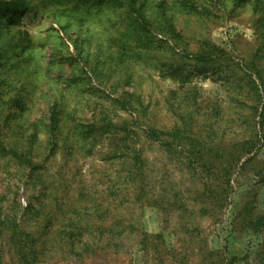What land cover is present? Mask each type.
Returning <instances> with one entry per match:
<instances>
[{
	"label": "rangeland",
	"instance_id": "obj_1",
	"mask_svg": "<svg viewBox=\"0 0 264 264\" xmlns=\"http://www.w3.org/2000/svg\"><path fill=\"white\" fill-rule=\"evenodd\" d=\"M60 1L19 0L12 23L0 11V140L18 144L19 150L32 143L31 156L44 166L42 178L59 187L58 199L64 195L78 206L92 207L102 189L128 175L123 159H102L110 153L108 121L129 123L142 135L145 194L138 182L134 189H119L127 203L120 217L140 228L125 233L126 252L99 253L80 262L54 243L36 264H264V234L243 225L244 206L253 215L264 213V0H196L203 15L181 10L177 0H149L150 6L163 2L168 7L183 36L180 51H197L205 42L224 51L199 70L188 61L193 72L185 84L180 77L161 75L162 63L178 61L159 48L161 40L172 43L161 17L151 20L147 34L125 7ZM186 91L192 95L188 100L183 99ZM117 99L130 104L123 108ZM55 103L60 127L52 136L49 118ZM181 113L197 120L195 131L206 129L197 137L209 147L213 166L197 164V171L204 170L194 171L199 177L187 161L171 157L143 134L149 124L167 129L181 123ZM87 125L106 129L104 145L90 148L91 139L81 130ZM208 128L214 131L211 138ZM91 131L96 136V128ZM236 149V165L224 176L227 153ZM2 160L0 191L12 199L19 189L22 207L29 202L37 207L15 178L18 169ZM206 183L215 190L226 186V198L216 201L220 210L201 216L200 206L209 205L203 202ZM195 224L197 230L189 233ZM61 226L68 227L66 219L55 223ZM141 230L145 248L133 242L142 238ZM3 252L0 264H20L16 253Z\"/></svg>",
	"mask_w": 264,
	"mask_h": 264
},
{
	"label": "trees",
	"instance_id": "obj_2",
	"mask_svg": "<svg viewBox=\"0 0 264 264\" xmlns=\"http://www.w3.org/2000/svg\"><path fill=\"white\" fill-rule=\"evenodd\" d=\"M67 1L89 7H101L109 3L125 7L135 17V22L140 26L144 25L143 29L147 34L150 32L147 27L151 24V20L161 17L159 24L162 25L163 29L167 30L172 43L169 44L167 41L161 40L159 48L163 51L167 50L171 55L178 58V61L175 63H162L161 75L164 77H180L183 84L189 80L193 72L190 70L189 64H187L188 61L192 62L194 60L195 67L197 66L199 70L200 67L205 68V65L211 64L219 54H223L224 52L220 47L210 45L208 42L202 44L197 51H189L185 48L180 51L178 43L179 41H183V36L172 23L173 20L169 9L163 2H153L155 4L150 6L149 0ZM60 2L63 3L65 0H61ZM177 4L181 10L190 14L203 15L205 13V10H203L196 0H177ZM19 6V0H0V11L4 14L5 19L11 23L15 21L20 11ZM148 9L149 12L147 11ZM147 48L151 49V46ZM182 89L187 90V86L182 87ZM172 93L174 96H177L175 91H172ZM190 96H192L191 93L186 91L183 99L188 100ZM255 96L258 100L261 98L259 92L255 93ZM117 101L122 104L123 108H126V104H130L125 100L117 99ZM170 106L174 105L170 104ZM20 108L23 109V107ZM56 108L57 103L50 110L49 127L52 136L55 135L60 127ZM215 112L216 109L213 108L211 114ZM181 115L185 117L182 118L181 123L175 122L173 127L167 129L149 124L143 129V134L148 142L156 143L159 147L166 150L171 157H177V159H181L184 162L187 161L189 170L194 176L199 177L197 174L203 173L204 170L202 169H209V167L213 166V158L210 157L209 147L206 146L202 137H197V134L206 129L200 126V128L196 127L195 131L193 126H195L194 124L197 120L194 117H187L183 113ZM32 124L34 127H37L36 122ZM107 125L106 128H111L110 136L108 137L109 143L107 145L110 153L108 157H103L102 160L113 161L123 159L128 175L116 177V180L112 181V185L102 189L99 199L95 200L92 207L78 206L77 202L71 200L68 196L64 197V195H62L60 200L58 199L57 190H59V187L55 183L49 185L51 182H47L48 179L44 180L42 178L40 171L44 169V166L41 163H35V160L31 156L32 143L28 147L19 150L18 144L12 146L9 143H5L4 140H0V160L4 159L2 161L6 166L15 165L18 169L15 178L22 180L25 192L31 194L38 201L37 207L31 202L22 207L18 199V196H20L19 189L15 191L12 199L7 196L8 193L6 191H0V262L3 258V250L7 248L9 252L17 254L20 264H36L40 256H45L47 251H51L49 248H53L54 243L60 246L61 249L66 248L65 253L80 262H83L88 256L99 253H104V255L108 253L120 254L128 250L130 244H127L128 241H126L127 237L125 233L128 229L134 231L135 229L140 230V228H137L133 223L126 222L125 218L120 217L122 215L120 210L127 203H124L126 201L120 195L119 189H128L129 187L134 189L137 187L136 182H138L139 192L145 194V189L142 185L144 178L142 163L145 162V159H142L144 155L140 143L142 135L139 134L135 127L126 122L119 124L108 121ZM81 128L84 137L91 139L92 144L90 148H96L104 142L105 139L103 137L106 129L101 130L100 126L95 127V125L81 126ZM94 128H96V136L91 131ZM213 134L214 131L208 128V137L211 138ZM33 138L32 142H36V135H33ZM55 144L53 145L55 146ZM245 145L244 143L242 147H245ZM86 146L85 143H82L81 147ZM222 152L223 154L227 153V151ZM238 153L237 149L227 153L229 157L226 165L223 167L224 176L229 173L231 167L236 165L235 162L239 158ZM197 164H200L202 168L199 171L197 170L200 166ZM194 171L198 173L196 174ZM57 180L59 181V179ZM121 182H123V185L120 184ZM29 183L33 185L32 189L29 188ZM37 184H40L38 189ZM203 195L205 196L203 197V202H207L209 205L200 206L198 213L201 216L207 215L211 209H221L222 205L220 206V203L217 204L216 201L223 202L225 200L226 186H221L220 190H215L209 183H206V191L203 192ZM82 198L80 196L79 200ZM244 209L247 211L246 217L243 220L244 227L251 229V232L255 234L259 235L261 232L264 234V213L253 215L251 208L244 206ZM110 214H112V220L107 224L106 220ZM61 218L67 220L68 227H55V223L60 221ZM92 219L94 221H91ZM31 221L42 224V227L37 226L38 224H34L36 227H32ZM197 228L198 225L195 224L194 227L187 229V231L194 233ZM141 232H143L141 233L142 238H138L137 241L133 242L145 248L147 237L144 236L146 235L144 231L141 230ZM45 235L46 237H44ZM54 235L61 236L59 239L52 238ZM153 236L159 237L161 235L155 234ZM49 245L53 246L49 247ZM247 257L249 255H246Z\"/></svg>",
	"mask_w": 264,
	"mask_h": 264
}]
</instances>
